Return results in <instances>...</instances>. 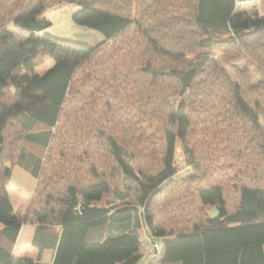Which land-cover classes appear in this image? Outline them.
Segmentation results:
<instances>
[{"label":"trees","instance_id":"trees-1","mask_svg":"<svg viewBox=\"0 0 264 264\" xmlns=\"http://www.w3.org/2000/svg\"><path fill=\"white\" fill-rule=\"evenodd\" d=\"M59 1L0 0V166L11 123L39 151L14 159L39 194L23 216L3 163L0 264H45L13 254L25 225L37 226L31 248L51 250V264H143L142 231L163 240L161 264H264V178L247 171L249 152L264 164V82L249 94L221 67L232 46L264 72V16L237 12L261 0H68L72 23L103 37L93 47L40 35ZM43 55L53 65L37 75ZM176 143L193 171L184 178ZM229 158L241 163L230 188L212 178ZM189 194L217 215L173 208ZM170 218L185 226L167 230Z\"/></svg>","mask_w":264,"mask_h":264},{"label":"rangeland","instance_id":"rangeland-1","mask_svg":"<svg viewBox=\"0 0 264 264\" xmlns=\"http://www.w3.org/2000/svg\"><path fill=\"white\" fill-rule=\"evenodd\" d=\"M71 1L60 0L58 3L56 2L49 3V6L46 9L43 16L51 21V26L46 30H44L43 32H41L40 35L50 34L59 39H65L77 44L90 46V47L98 45L103 40V37L98 32L88 29L86 27L77 26L72 23L71 14L77 9V7L73 3H70ZM237 12H243L249 16H254L255 14H257L258 16H264V0L258 1L257 3L239 4L237 6ZM6 28L9 29V31H11V33L14 35L15 39L18 42H23L28 37V34L26 32L14 28L10 22L9 23L7 22ZM263 42L264 41L260 40V43ZM242 44L243 42L241 44H236V47L241 48ZM234 48L235 47L231 46L230 49L228 50L226 49L224 51L223 58L226 63L225 66L221 65V67L228 74L229 78L233 82L240 83L242 87L245 88L249 94H252L255 92L253 91V88H256L257 86L260 85V83L264 82V72L260 73L256 67L250 65L247 61L244 62L242 60V58L244 57L242 49L240 50L241 58L240 59L235 58L236 54L234 52ZM39 60L41 62V66L36 68L35 73L37 75H42L45 73L46 70H48L53 65V63L46 55L41 56ZM247 60L249 61L248 58ZM261 68L264 67H260V69ZM254 95L257 96V92ZM4 100H6V98H4ZM225 119L227 121V124H231V126H233L234 128H240V126H245L246 124L245 121H241L236 125L235 124L236 121L234 119L232 118L231 119L225 118ZM260 126L263 131L262 135L264 139V120L260 121ZM250 136L254 137L255 140L260 139L258 132L252 129ZM3 140H4V147H3L4 153L2 157V163L0 166V179L2 177L3 163L5 162L6 164H8V167L12 165L13 168H12L11 177L9 178V181L7 183V192L9 195V199L11 201V205L14 209V214L23 216L24 213L29 208L32 207L33 202H35L34 206H36L35 204L37 203V199H38L37 196L35 197V195L37 194L36 182L25 171L21 170L17 165H15L14 159L17 150L23 147L33 152L39 153V151L38 149H34L26 145L20 139V130L18 129L15 123L10 124L8 130L4 134ZM229 145L230 144H228V146ZM44 154L46 155V153ZM248 154L250 155L251 169H248L247 171L252 172V169L256 168L257 173L259 175H262L261 178H264L263 162L257 157H255L252 153L249 152ZM223 162L224 164H222L221 168L217 170L216 175L212 178L215 179L216 177L222 181L225 180V184L227 182L228 184L227 186L230 188V186L233 183L238 181L236 177L238 176V174H240V172L237 171L236 169L238 167V164L241 165V163L231 158ZM228 164H232L236 168L232 170L228 168ZM173 166L177 172L178 178H184L185 176L190 175V173L193 172L186 165L179 143H176L175 146ZM229 188L226 189V195H227L226 199L228 201V205L230 206V208H232L233 206L236 205V198ZM178 201L180 203H176V201H172L173 208L175 206L179 210L184 209L186 212L187 210L188 211L191 210L193 214L195 213L196 211L195 208H196L197 210H201L200 211L201 215H209V217H215L217 215V211L215 207H211V208L201 207L200 209V206L198 204L196 205L193 203L190 194L188 197L185 198L183 197L182 200L178 199ZM162 217L164 218L165 216L162 215ZM181 220L178 221L171 218L169 220L167 219L165 221L164 226L167 230H169L172 227L173 231H177L178 229L185 226L184 223H180ZM140 241H141V245L139 248V253L144 261L143 264H161L163 240H160L159 242L157 241L156 244L155 240L151 239L146 232L142 231Z\"/></svg>","mask_w":264,"mask_h":264},{"label":"crops","instance_id":"crops-1","mask_svg":"<svg viewBox=\"0 0 264 264\" xmlns=\"http://www.w3.org/2000/svg\"><path fill=\"white\" fill-rule=\"evenodd\" d=\"M36 228V225H25L21 228L15 242L13 254L33 262L37 261L39 258L41 263L51 264L53 257V252L51 250H45L39 254L35 249L31 248Z\"/></svg>","mask_w":264,"mask_h":264},{"label":"built area","instance_id":"built-area-1","mask_svg":"<svg viewBox=\"0 0 264 264\" xmlns=\"http://www.w3.org/2000/svg\"><path fill=\"white\" fill-rule=\"evenodd\" d=\"M156 244H157V241H156Z\"/></svg>","mask_w":264,"mask_h":264}]
</instances>
